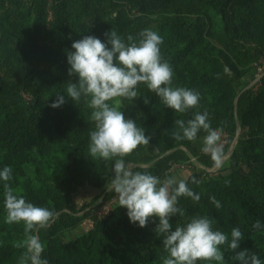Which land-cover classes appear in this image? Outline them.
<instances>
[{
	"label": "trees",
	"instance_id": "16d2710c",
	"mask_svg": "<svg viewBox=\"0 0 264 264\" xmlns=\"http://www.w3.org/2000/svg\"><path fill=\"white\" fill-rule=\"evenodd\" d=\"M145 28L163 38L161 55L173 68V87L196 90L200 102L180 114L139 85L141 98L123 100L122 111L152 139L125 161L161 179L191 168L185 173L201 183L189 180L188 186L200 200L181 197L178 206L187 217H209L224 233L239 227L245 237L240 249L264 264V227L252 228L257 220L264 225V0H0V169L10 166L9 183L57 214L39 232L42 257L48 264H162L158 219L141 228L119 203L104 217L91 213L116 196L108 190L114 161L89 155L94 124L84 98L77 103L65 96L62 106L50 107L56 93L66 95L67 81L76 82L67 74L74 41L93 35L106 42L111 29L135 37ZM205 110L212 128L226 136V160L216 171L210 155L195 146L203 130L195 142L171 135L177 119ZM85 189L95 195L78 206ZM212 195L219 209L210 203ZM5 215L0 181V264H20L24 249L14 244L24 239V226L5 223ZM86 219L89 227L72 236ZM184 221L172 218L173 230ZM222 251L225 264H238L226 245Z\"/></svg>",
	"mask_w": 264,
	"mask_h": 264
},
{
	"label": "clouds",
	"instance_id": "9594fccd",
	"mask_svg": "<svg viewBox=\"0 0 264 264\" xmlns=\"http://www.w3.org/2000/svg\"><path fill=\"white\" fill-rule=\"evenodd\" d=\"M106 42L93 35H85L74 41L67 52V70L69 77L76 82L67 81L66 95L56 93L52 108L62 106L65 96L79 103L82 98L89 109V119L94 127L89 131V155L112 164V178L108 190L118 197L120 207L127 210L131 223L146 227L156 218L155 231L163 235L162 264H225L222 246H227L238 264H262L260 258L247 248L240 249L245 238L239 227H233L230 234L213 228V221L207 216H186V210L179 207L181 197L194 202L200 200V194L189 188L200 184L190 174L184 176H165L163 179L149 171H134L124 157L131 155L139 146L149 145L152 137L145 134L144 127L136 121L126 118L122 107L123 100L133 102L141 98L139 85L143 84L168 108L180 114L199 107L200 94L194 89L173 87V68L161 55L160 45L163 38L151 28H145L137 36H121L115 30L104 34ZM227 72L228 69L225 68ZM145 104L148 99H143ZM175 130L171 133L177 141L195 142L198 133H205L201 151L210 155L214 167L224 166L226 154L222 145L220 129L212 128L207 111L196 112L187 121L177 119ZM13 179L10 166L0 169V181L3 182L5 223H22L24 239L17 241L14 247L24 249L20 264H48L42 257L45 244L39 232L47 228L56 218L53 208L36 206L29 202L18 188L9 182ZM229 181H225L228 184ZM217 209L221 202L214 195L209 197ZM185 217L174 230L172 218ZM264 225L255 221L252 228L260 230Z\"/></svg>",
	"mask_w": 264,
	"mask_h": 264
},
{
	"label": "rangeland",
	"instance_id": "374dc122",
	"mask_svg": "<svg viewBox=\"0 0 264 264\" xmlns=\"http://www.w3.org/2000/svg\"><path fill=\"white\" fill-rule=\"evenodd\" d=\"M261 69L262 68H259V71H262ZM219 143L223 146L226 143V136L221 134V139H220ZM195 146L201 148L202 147V140L196 141ZM176 170H178V171H175V172L172 171L173 175H176V176H184L187 174L185 172H189V171L191 172V168H189V167L187 169L183 168L181 170L180 169H176ZM94 195H95V192L90 190V189H85V190L80 191L79 194L77 195V198H76L78 201L77 205L80 206L83 203H87V202L91 201V199L93 198ZM89 225H90V222H89V220L86 219L85 222L83 223V225L81 227L79 226L78 228H76L75 231H73V233H71V235L74 236L78 233L83 232V230L88 228Z\"/></svg>",
	"mask_w": 264,
	"mask_h": 264
},
{
	"label": "built area",
	"instance_id": "2783aa9c",
	"mask_svg": "<svg viewBox=\"0 0 264 264\" xmlns=\"http://www.w3.org/2000/svg\"><path fill=\"white\" fill-rule=\"evenodd\" d=\"M118 203V197L113 198L107 205L104 204L102 207H100L96 214L98 217H104L108 212L111 211L112 206Z\"/></svg>",
	"mask_w": 264,
	"mask_h": 264
},
{
	"label": "water",
	"instance_id": "95a60500",
	"mask_svg": "<svg viewBox=\"0 0 264 264\" xmlns=\"http://www.w3.org/2000/svg\"><path fill=\"white\" fill-rule=\"evenodd\" d=\"M237 121H238V119H237ZM239 135H240V128L238 127V134H237V136H236V138H235V140H234V142H233V144L231 146V149L229 151V155H231L234 152V150L236 148V145H237V143L239 141ZM217 169L218 168L215 167L212 171H216Z\"/></svg>",
	"mask_w": 264,
	"mask_h": 264
},
{
	"label": "crops",
	"instance_id": "0c3cea01",
	"mask_svg": "<svg viewBox=\"0 0 264 264\" xmlns=\"http://www.w3.org/2000/svg\"><path fill=\"white\" fill-rule=\"evenodd\" d=\"M115 197H117V195H116V196H114L113 198H115ZM113 198H111V199H110L108 202H106L105 204L107 205V204H108V203H109V202H110V201H111ZM97 204H98V202H97ZM97 204H96V205H97ZM113 207H114V206H112V209H113ZM99 208H100V207H98V208H95L94 210H92V212H91V213H94V212H96V211H97ZM90 209H91V208H90ZM112 209H111V210H112Z\"/></svg>",
	"mask_w": 264,
	"mask_h": 264
}]
</instances>
